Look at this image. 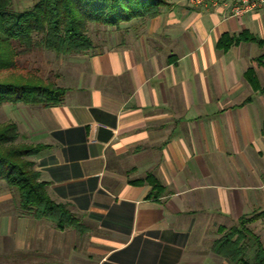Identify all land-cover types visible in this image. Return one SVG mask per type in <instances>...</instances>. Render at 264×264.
Returning <instances> with one entry per match:
<instances>
[{
	"label": "crops",
	"instance_id": "0c3cea01",
	"mask_svg": "<svg viewBox=\"0 0 264 264\" xmlns=\"http://www.w3.org/2000/svg\"><path fill=\"white\" fill-rule=\"evenodd\" d=\"M165 1L155 16L107 29L70 63L58 78L60 103L14 119L40 146L31 159L48 195L77 224L5 213L9 258L226 264L213 234L264 210V95L244 77L250 67L264 85L254 60L264 46H218L242 32L264 39V6L231 16L223 1L208 9ZM147 176L160 185L156 197Z\"/></svg>",
	"mask_w": 264,
	"mask_h": 264
},
{
	"label": "trees",
	"instance_id": "16d2710c",
	"mask_svg": "<svg viewBox=\"0 0 264 264\" xmlns=\"http://www.w3.org/2000/svg\"><path fill=\"white\" fill-rule=\"evenodd\" d=\"M12 0H0V106L2 104L24 103L42 107L61 102L64 88L53 85L33 73L17 72L16 58L35 49H46L58 55L82 54L93 47L88 34V24L118 27L135 18L146 19L159 13L165 0H36L23 11L11 8ZM240 41H250L264 46V39L242 32L237 35H223L218 46L225 49ZM264 68V55L254 59ZM244 77L255 91L264 95L252 68H247ZM264 136V122L261 127ZM18 127L14 121L0 123V180L15 193L13 200L18 214L30 215L35 219H46L57 228L76 226L75 217L68 209L55 202L46 190V183L39 179L32 157L39 145L17 142ZM158 196L161 190L155 178L147 176ZM264 217V210L238 218L232 226L218 227L220 237L215 239L211 249L235 264H264V244L258 235L246 226ZM250 236L256 250L252 260L244 258V242Z\"/></svg>",
	"mask_w": 264,
	"mask_h": 264
},
{
	"label": "rangeland",
	"instance_id": "374dc122",
	"mask_svg": "<svg viewBox=\"0 0 264 264\" xmlns=\"http://www.w3.org/2000/svg\"><path fill=\"white\" fill-rule=\"evenodd\" d=\"M36 0H12L11 8L15 11H23L30 8ZM113 26H104L99 24H88V34L93 39V44L97 45L102 42L105 32L111 30ZM88 50L87 52H91ZM86 53V52H85ZM83 54V53H82ZM81 54H67L58 55L53 51L46 49H35L32 52L24 55H19L16 58L18 70L17 72L26 74L33 73L39 76L41 79L51 82L53 85L63 88L59 83V76L65 71L70 63L75 62ZM6 72L0 73V78L6 76ZM31 106H37L34 104H24V103H6L0 106V123H5L8 121H14L17 117L23 115V112ZM17 120V119H16ZM18 132L19 137L17 142L30 144L23 137V125L22 120L19 121ZM4 194H8V198H3ZM17 199L15 193L7 188L5 183L0 180V216L11 212L13 214H18L16 207L13 205V200ZM12 216V215H11ZM249 216V215H248ZM247 223V228L254 234L258 235L261 242L264 244V218ZM221 234H213L211 238H218ZM6 237H1L0 235V264H25L21 259H17L11 256L9 258L2 248V243H6ZM210 240V239H209ZM212 240V239H211ZM245 252L244 258L247 260H252L255 254V244L250 236H247L245 242ZM226 264H235L233 259L226 260Z\"/></svg>",
	"mask_w": 264,
	"mask_h": 264
},
{
	"label": "built area",
	"instance_id": "2783aa9c",
	"mask_svg": "<svg viewBox=\"0 0 264 264\" xmlns=\"http://www.w3.org/2000/svg\"><path fill=\"white\" fill-rule=\"evenodd\" d=\"M193 8L208 9L216 6L219 1L230 7L231 16H242L264 6V0H186Z\"/></svg>",
	"mask_w": 264,
	"mask_h": 264
}]
</instances>
